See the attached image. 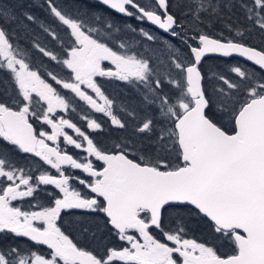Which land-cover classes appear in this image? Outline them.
Instances as JSON below:
<instances>
[{"label":"snow or ice","instance_id":"1","mask_svg":"<svg viewBox=\"0 0 264 264\" xmlns=\"http://www.w3.org/2000/svg\"><path fill=\"white\" fill-rule=\"evenodd\" d=\"M95 3L128 19L87 0L72 11L43 0L47 21L0 3V264H264V0ZM33 51L66 77L35 66ZM212 56L251 64L206 69ZM97 78L138 99L117 106ZM78 111L89 131L70 118ZM92 113L117 133L110 148L94 142L104 127ZM74 210L86 238L103 230L123 244L79 247L58 224ZM201 223L212 239L190 238Z\"/></svg>","mask_w":264,"mask_h":264},{"label":"flooded vegetation","instance_id":"2","mask_svg":"<svg viewBox=\"0 0 264 264\" xmlns=\"http://www.w3.org/2000/svg\"><path fill=\"white\" fill-rule=\"evenodd\" d=\"M113 14L115 16L119 17L117 14H115V13H113ZM119 18L121 19V17H119ZM125 19H128V18H125ZM130 22H133L135 25H137V22L134 19L131 20ZM145 27L146 28H150L148 25H145ZM151 30L153 32H156L158 34V39L159 38H163V37H165L167 35V34H162L159 31H156V30H154L152 28H151ZM44 59L46 60V62H48V64L50 66L56 68L57 69V72L61 76H65L66 77V70H61L58 65H56L54 62H50L48 60V58H45L44 57ZM31 60H32V63L34 64V58L33 57H31ZM97 79H98V82L102 86V90L105 92L106 95H108L111 99H113L116 102V105L117 106H119L121 103L130 104V103L134 102L136 99H138L135 96V94L132 92V90L130 88H128L127 86H125L124 84H122L119 81H114V80H110V79H107V78H97ZM56 87L58 88V91H60V93L62 95H65V96L70 95V93H68L67 90L62 89L59 86H56ZM81 107H83L82 102H81ZM87 111H91V110H87ZM58 115H62V113H58ZM92 116H93V118L98 119V121L101 122L102 125H103V127H104V131L91 132V136L94 139V142L98 146H100L102 148H110L111 145H112V143L115 141V138H116L117 133L115 132L114 129L111 128L109 122L105 118H103L102 114L92 113ZM70 118L78 126L82 127V129H84L85 131H89L86 128V122L85 121H82L79 118V111L77 113H72L71 116H70ZM32 123L34 124V126L38 130L41 129L42 126L40 125V123L38 121H36V120L33 119L32 120ZM43 127L46 129L47 126H43ZM47 130L50 131V129H47ZM66 131H68L69 134L75 135L74 133L71 132V130L66 129ZM68 151L70 153H73L74 155H79L80 154V150H76V149H73L71 147H69ZM12 158L15 160V162L17 164H23L24 163L23 157L21 155L13 154V157ZM97 166H99V164H97ZM45 167H47V166H45ZM52 171H53V174H55L54 173V170H52ZM75 174L76 175H81V176L84 175V174L80 173L78 170H75ZM73 185H74V187L78 188L82 192H86L87 191L86 189L83 188V186L79 185L76 182H73ZM48 189L50 191L54 190V189H52L51 186H48ZM38 199H39V201H40V203L42 205H47L49 203V202H47V200H50L49 197L45 196L42 193L39 195ZM13 204L15 206L22 207L24 210H26L27 208H30V205H29V203L27 201H14ZM35 210H38V209H35ZM78 213H79L78 211H75V210L73 211V214H78ZM63 215H69V214L62 213V216ZM58 224H59V221H58ZM60 225H61V221H60ZM69 225H70V226H68L69 228H74L75 229V232L76 233H74V236H75V238L77 240L76 241L77 245L79 247L80 246H85V250L90 251L88 249V247L89 246H94V245L97 244V248L99 249L98 250V252H99L101 248H103L105 245H107L110 242L111 236H110V234L107 231H103L102 230V236H103V239L102 240H93V239H91V237L86 238L84 235H82L78 231V229L75 227V225L73 226V222L69 223ZM68 227L66 226V229L67 230H69ZM62 230L65 231L63 228H62ZM65 233L67 235H70V233H67L66 231H65ZM157 234H159V233H157ZM113 236L115 237V235H113ZM115 238H116V240H118L117 237H115ZM21 239H23V238H21ZM70 239H71V237H70ZM162 240H163V237H162ZM94 242H96V244ZM121 244H123V242L118 240V247ZM94 253H96V252H94Z\"/></svg>","mask_w":264,"mask_h":264},{"label":"trees","instance_id":"3","mask_svg":"<svg viewBox=\"0 0 264 264\" xmlns=\"http://www.w3.org/2000/svg\"><path fill=\"white\" fill-rule=\"evenodd\" d=\"M78 0H56V3L59 6H63V8H65L68 11H72L76 5H77ZM87 2L89 4H95V9L97 11L98 14H111L112 16H115L113 13H111V11L107 10L104 6L99 5L97 3H95V1L93 0H87ZM0 3L3 4H16L18 5L19 3H23L24 8L29 9L31 11L34 12V14L39 17L42 20H49V17L47 15V11H46V5L44 6V8H40L37 5L42 4L43 0H0ZM21 10L18 8V11ZM173 13L176 12V9L173 7L172 9H170ZM117 19H120L119 17L115 16ZM121 19H125V18H121ZM133 24V26H136L133 22H131ZM220 26L217 25V28H219ZM225 35H228V33H225ZM249 43H251L253 46L259 47L260 46V39L259 37H257L255 40L249 41ZM31 57L34 58V64L35 66H40L41 65V61L43 60L44 62V66L45 67H50L53 68L55 71H57L56 68L50 66L48 64V62H46V60L44 59V57H42V55L38 52L33 51L31 53ZM240 63L241 65H244L245 63H242L241 61H238L236 59H228V60H221V59H216V58H210L207 59V63L205 64V68H209V67H217L219 69H222L225 73H228V70L231 66H235L237 63ZM229 131H231V129H229ZM50 200H47V202H49ZM26 210H35L30 208H27ZM81 214H69V215H63L61 217V226L62 228L67 232L70 233L69 237H71V239H73V242L76 243V238L74 236L75 229L74 228H69L68 226L69 223L73 222V226L76 224V222H78L81 219ZM59 221V224H60ZM170 222V221H169ZM66 226L69 228V230L66 229ZM109 233V232H108ZM110 234V233H109ZM157 238L162 240V236H160L159 234H157ZM110 238V242L105 245V246H116L118 247V240H116V236L114 237L113 235H111ZM190 238H194L197 239L198 241H207L212 239L210 232L208 231L207 225L204 223L199 224V226H194L191 233H190ZM19 243H20V247L23 249L27 246H29V242L23 240V239H19ZM96 244V242H94ZM101 246V245H100ZM104 246V247H105ZM213 246L216 248L217 252L219 255L221 256H228L234 253V246L232 245L231 241H217V240H213ZM222 246V247H221ZM81 248L85 249V246H80ZM103 247V248H104ZM103 248L100 249V251L103 250ZM88 249L90 251H94L96 253H98V248H97V244L94 246H89ZM42 251H46V249L41 248Z\"/></svg>","mask_w":264,"mask_h":264},{"label":"water","instance_id":"4","mask_svg":"<svg viewBox=\"0 0 264 264\" xmlns=\"http://www.w3.org/2000/svg\"><path fill=\"white\" fill-rule=\"evenodd\" d=\"M93 1H95V0H93ZM102 6H103V5H102ZM110 11H111V10H110ZM117 15H118V14H117ZM148 26H149L150 28L156 30V31H159V32L162 33V34H165V33H163L161 30L156 29L154 26H151V25H148ZM210 58H216V59H221V60L236 59V60L241 61V62H243V63H245V64H247V65H250V64H251V62L243 61V58H240V57L223 58V57L212 56V57H210ZM210 58H208V59H210ZM23 239L25 240V238H23ZM40 247L43 248V246H40Z\"/></svg>","mask_w":264,"mask_h":264}]
</instances>
